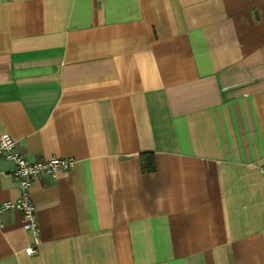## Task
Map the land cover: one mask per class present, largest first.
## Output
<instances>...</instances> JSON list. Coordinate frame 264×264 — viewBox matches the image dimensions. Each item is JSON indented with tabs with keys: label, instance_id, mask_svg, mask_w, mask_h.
Instances as JSON below:
<instances>
[{
	"label": "crops",
	"instance_id": "crops-1",
	"mask_svg": "<svg viewBox=\"0 0 264 264\" xmlns=\"http://www.w3.org/2000/svg\"><path fill=\"white\" fill-rule=\"evenodd\" d=\"M2 133L0 264H264V0H0Z\"/></svg>",
	"mask_w": 264,
	"mask_h": 264
},
{
	"label": "built area",
	"instance_id": "built-area-1",
	"mask_svg": "<svg viewBox=\"0 0 264 264\" xmlns=\"http://www.w3.org/2000/svg\"><path fill=\"white\" fill-rule=\"evenodd\" d=\"M0 158L13 162L12 176L18 184V196L15 200L0 202V212L3 210L17 209L22 214L23 227L34 236L38 235L36 210L30 196V187L34 179L41 174L55 175L61 170L69 169L74 164L70 157L52 156L45 160L31 161L25 159L17 150L15 141L7 134H0ZM264 173V166L260 167ZM28 253H35V247L29 246Z\"/></svg>",
	"mask_w": 264,
	"mask_h": 264
},
{
	"label": "trees",
	"instance_id": "trees-1",
	"mask_svg": "<svg viewBox=\"0 0 264 264\" xmlns=\"http://www.w3.org/2000/svg\"><path fill=\"white\" fill-rule=\"evenodd\" d=\"M142 168L145 171H150L154 168L153 166V156L151 154L142 155L141 161Z\"/></svg>",
	"mask_w": 264,
	"mask_h": 264
}]
</instances>
